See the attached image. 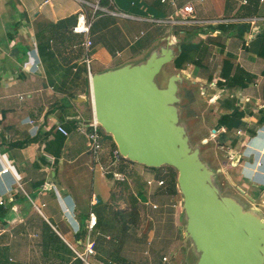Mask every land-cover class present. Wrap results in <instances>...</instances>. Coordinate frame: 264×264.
Wrapping results in <instances>:
<instances>
[{
  "label": "crops",
  "instance_id": "1",
  "mask_svg": "<svg viewBox=\"0 0 264 264\" xmlns=\"http://www.w3.org/2000/svg\"><path fill=\"white\" fill-rule=\"evenodd\" d=\"M98 1L0 0V201L4 202L0 206V264H85L79 254L84 253L88 237L96 244V255L87 258L89 264L185 262L179 230L185 216L181 208H175L177 187L170 183L164 188H149L146 182L155 179V173L125 158L123 162L116 160L113 138L101 159L117 165L115 172L131 176L118 184L112 175L100 173L99 190L105 196L94 192L97 170L87 137L76 131L78 123L94 116L84 62L86 38L72 29L80 10ZM108 1L110 8L128 17L110 15L109 25L104 23L95 30L93 23L89 55L98 65L96 71L91 65L92 76L118 68L117 64L112 67L113 48L118 53L131 49L130 62L139 64L159 45V38L165 45L180 40L175 59L163 67L172 65L173 69L166 74L164 85L159 82L160 87L165 88L175 75L193 85L190 89L201 97L193 100L195 111L197 102L200 109L209 106L206 116L211 115L198 117L210 122L211 131L223 145H230L238 180L261 198L264 0H248L247 4H242L243 0H197L199 9L191 0H180L178 9L192 5L196 20L210 21L184 26V37H179L175 26L152 21L174 15L175 8L169 3ZM119 19L125 24H113ZM146 24L151 29L156 26L155 33L144 45L135 47L133 32ZM116 25L118 31L113 29ZM159 28L167 30L165 38L157 34ZM184 42L196 45V51L201 49V58L200 53H194L193 61L180 70L175 60ZM59 124L70 132L68 137L56 131ZM2 157L11 166L10 174H1L5 168ZM125 183L135 187L136 223L128 217L130 200L120 195ZM94 199L99 203L94 204ZM154 204L158 209L152 207ZM91 212L98 217L93 229L89 228ZM158 252L162 253L159 259Z\"/></svg>",
  "mask_w": 264,
  "mask_h": 264
},
{
  "label": "water",
  "instance_id": "2",
  "mask_svg": "<svg viewBox=\"0 0 264 264\" xmlns=\"http://www.w3.org/2000/svg\"><path fill=\"white\" fill-rule=\"evenodd\" d=\"M179 42H169L142 63L93 75L94 118L125 159L178 170L188 234L200 253L196 264H264V220L236 199L221 196L198 150L187 143L177 108L183 78L172 76L165 88L157 81L175 59Z\"/></svg>",
  "mask_w": 264,
  "mask_h": 264
},
{
  "label": "rangeland",
  "instance_id": "3",
  "mask_svg": "<svg viewBox=\"0 0 264 264\" xmlns=\"http://www.w3.org/2000/svg\"><path fill=\"white\" fill-rule=\"evenodd\" d=\"M91 1L93 2V0ZM196 1L197 0H191V3L193 4V6L197 7V9H199L201 6L200 5L201 3L196 2ZM88 8H89V12H91V8L90 7ZM97 17L98 18L94 21V24L96 23L94 25L95 26L94 30L95 28H98L99 26L104 25V23L106 26H108L109 24L107 23V21H110V20L109 19L107 20V18H112L110 15H99ZM205 17H209V16L205 15ZM112 22L113 24L116 22L118 24L120 23V25L125 24L124 21L120 19L118 21L113 20ZM147 25L148 24L141 25L142 27H139L137 28V30H134L133 32L134 40H135L134 42H136L135 47L139 45H144L145 40H147V38L153 37L156 26L151 29V27ZM118 28H119L118 25H116L115 28L113 27L114 31H118L119 30ZM184 28H185L184 26H175L176 33L180 34L179 37L181 36L184 37L187 35V32L184 31ZM167 33L168 32L165 28L163 29L159 28L157 32L158 35H161V37H164V38ZM94 41L96 43L95 38H94ZM156 43H159V45L156 46L153 52H159L160 49L165 47V40H160L159 38ZM113 49L114 50L112 52V58H113L112 67H115V64H117L116 67L118 68H121L127 65L129 66L135 65V63L130 62V54H131L130 50L131 49L124 51L122 53H118L115 48ZM153 52L149 53L147 57L149 58ZM91 65H92L93 71H96L97 65H98L97 62H94L92 60ZM171 69H173L172 65L170 66L167 65V67L163 68L161 73L157 76V81L164 85L163 80L165 81L166 74ZM191 87L193 88V85H191V83H188L186 81L183 82L182 85L179 86V92H178L179 101L177 103L178 117H179L178 122L180 125L181 124L183 125L185 135L188 136L189 138L187 143L192 148V150H196V149L198 150L199 158L202 161V163L205 165L206 169L210 171L209 173H211L212 175L211 181L219 189L220 195L228 196V197L236 199L237 202L242 204L244 209L255 212L261 217L262 220H264V204H262L264 203V195L261 198L256 197L255 194L252 195L251 193L252 190L245 187L244 184H242L241 181L238 180L237 177L239 176V172L237 173L235 171V167L233 166L234 158L231 156L229 152L230 145H227V146L223 145L221 141L218 139L217 134L215 133L216 135H214V133L211 131L210 122L209 121L206 122L202 117H198V116H202L200 114H205L206 116V114L208 113L207 111L209 110L208 109L209 106L207 107L204 106L200 109V104L196 102L197 110L195 111V108L193 106V100L197 98H201V97L198 91L195 89H190ZM196 88H198V86ZM210 116L211 115L208 114V116L206 117L211 118ZM99 132H100V143H101V150L99 151L100 164L106 168H109V170L112 172L116 171L117 165L112 164L110 160H109L110 162L109 164L104 163L101 159V155L110 149L111 139L105 137L107 134L103 128L100 127ZM118 161L123 162L124 160L121 159ZM126 162L131 163L129 161H126ZM136 166H139V165L136 164ZM131 169L133 172L136 170L135 168H132V167ZM154 169H147V171L148 172L151 171L152 173H155V175L152 176L153 178L156 177L155 179L162 177V179L165 181V185L162 186L161 188H164L167 185H170V183L171 185L175 184V186L177 187L178 200L175 202V204L178 206H176L175 208L176 209L181 208L180 209L181 214L185 216V218L183 219V221H181V224L179 225V230L182 235V245L180 248L182 249V253L184 257L182 255L181 256L185 260L184 264H186V262L187 264H196L200 257V253L198 252L197 246L193 242L191 236L188 234V230H187L188 222H187L186 211L184 208V196L180 190L179 183H178L179 172L176 168L169 166V165H164L160 168H154ZM126 175L127 177L131 176L127 173ZM99 176H100V172L94 171V192L99 195H102L103 197L105 196L104 193L99 190V185H100ZM116 182H118V184L122 183L119 181H115V183ZM91 183H92V172L89 171V184L91 185ZM155 186H153L152 188L157 189ZM133 190H135L133 183L131 185L127 183L123 184L120 188V192H121L120 195L121 196L123 195L122 199L124 200L128 199L130 200V203H131V200L134 196ZM163 253H169V251H165ZM161 254L160 252L157 253L158 259L160 258Z\"/></svg>",
  "mask_w": 264,
  "mask_h": 264
},
{
  "label": "built area",
  "instance_id": "4",
  "mask_svg": "<svg viewBox=\"0 0 264 264\" xmlns=\"http://www.w3.org/2000/svg\"><path fill=\"white\" fill-rule=\"evenodd\" d=\"M163 3H169L171 6L175 8L174 15L170 16L168 20L164 19H153L152 21L159 24H170L173 26H186V25H193V24H199L204 25L208 24L210 21H204V20H196L194 17L195 10L192 5L184 6L181 9H178V2L180 0H161ZM200 2H204V0H199ZM263 1V0H262ZM248 0H243L242 4H247ZM110 6V4H109ZM109 6L105 7L102 5L101 1H98L95 4H91L89 6H84L77 17V22L74 25L72 31L76 34H81L85 36V41L83 43V47L85 49V57L84 62L88 69V77L90 79V82L92 80V72H91V57L89 55V52L92 48L93 42L90 39V32L92 25L94 23V20L97 18L100 14H109L115 17H122L126 18L128 15L124 12H121L119 10H114L110 8ZM88 7L91 8V12H89ZM175 41V40H173ZM101 125L96 121V119L93 118L90 121H83L81 123H78L76 126V131L80 134H83L87 137L88 140V150L89 154L91 155L93 159L94 164V170H97L101 173L103 176L112 175L113 179L115 181L119 182H125L128 181L127 176H125L122 173L110 171L109 168L104 167L100 164L99 160V151L101 150V143H100V132L99 128ZM102 128V127H101ZM56 131L63 134L65 137H68L70 135V132L62 125L59 124L56 126ZM114 156L116 160H121L124 158L118 150L114 151ZM2 162L5 165V168L1 171V174H10L12 172L10 164L5 160L3 157L1 158ZM147 186L149 188L157 185L158 187H162L165 185V181L163 179L156 180V179H149L147 180ZM99 200L94 199V204H98ZM4 202L0 201V206H3ZM154 209H158V205L154 204L152 205ZM119 211H124V208L122 206H119ZM89 228L93 229L98 223V217L95 213L91 212L89 216ZM96 244L94 241H92L89 237L87 238L85 250L83 254H79V256L83 259L85 264H89L87 261V258L89 256H95L96 255ZM167 258H164V261H166Z\"/></svg>",
  "mask_w": 264,
  "mask_h": 264
},
{
  "label": "trees",
  "instance_id": "5",
  "mask_svg": "<svg viewBox=\"0 0 264 264\" xmlns=\"http://www.w3.org/2000/svg\"><path fill=\"white\" fill-rule=\"evenodd\" d=\"M101 3L105 7L109 6V4H110V2L108 0H101ZM88 10H89V8H88ZM181 47H182V50L175 60V67L180 69V70L184 69V66L187 63H191L193 61L192 58H193L194 53H196V52L200 53L201 52V49L196 51L194 49V47H196V45H193L192 43L187 44L186 42H184L181 45ZM198 47L201 48L200 45ZM205 51H207V49ZM200 58H201V53H200ZM109 137H110V139H112V136H109ZM113 143H114L115 150H118L116 143L114 141H113ZM150 169H154V168H150ZM154 170H156V169H154ZM130 207L131 208H130V212L128 213V217L132 223H136L135 218L137 215V210H136L135 203L133 200H131V206ZM0 211L2 212L3 208H1Z\"/></svg>",
  "mask_w": 264,
  "mask_h": 264
},
{
  "label": "bare ground",
  "instance_id": "6",
  "mask_svg": "<svg viewBox=\"0 0 264 264\" xmlns=\"http://www.w3.org/2000/svg\"><path fill=\"white\" fill-rule=\"evenodd\" d=\"M96 119V118H95ZM97 121V120H96ZM98 122V121H97ZM99 123V122H98ZM262 203V202H261ZM262 204H264V203H262Z\"/></svg>",
  "mask_w": 264,
  "mask_h": 264
}]
</instances>
